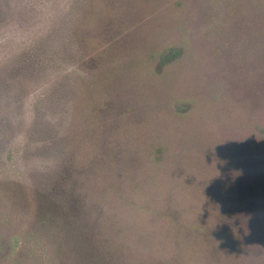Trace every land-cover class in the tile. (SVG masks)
Returning a JSON list of instances; mask_svg holds the SVG:
<instances>
[{
	"label": "rangeland",
	"instance_id": "1",
	"mask_svg": "<svg viewBox=\"0 0 264 264\" xmlns=\"http://www.w3.org/2000/svg\"><path fill=\"white\" fill-rule=\"evenodd\" d=\"M89 247L264 264V0H0V264Z\"/></svg>",
	"mask_w": 264,
	"mask_h": 264
},
{
	"label": "trees",
	"instance_id": "2",
	"mask_svg": "<svg viewBox=\"0 0 264 264\" xmlns=\"http://www.w3.org/2000/svg\"><path fill=\"white\" fill-rule=\"evenodd\" d=\"M180 55L179 49L176 47H170L166 50L164 55V59L166 62H171L174 58ZM84 257L87 261L86 264H132L128 262H124L120 256L115 255V258H112L109 253L105 250H101L96 252L93 247H89L85 249ZM93 261V263H91Z\"/></svg>",
	"mask_w": 264,
	"mask_h": 264
}]
</instances>
